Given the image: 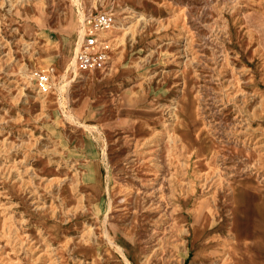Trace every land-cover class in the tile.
I'll return each mask as SVG.
<instances>
[{
	"label": "rangeland",
	"instance_id": "374dc122",
	"mask_svg": "<svg viewBox=\"0 0 264 264\" xmlns=\"http://www.w3.org/2000/svg\"><path fill=\"white\" fill-rule=\"evenodd\" d=\"M0 264H264V0H0Z\"/></svg>",
	"mask_w": 264,
	"mask_h": 264
},
{
	"label": "built area",
	"instance_id": "2783aa9c",
	"mask_svg": "<svg viewBox=\"0 0 264 264\" xmlns=\"http://www.w3.org/2000/svg\"><path fill=\"white\" fill-rule=\"evenodd\" d=\"M114 24L113 15L108 13L91 14L83 20L84 34L74 59L77 73H101L108 69L110 65L108 50L112 40H109L111 37L107 36V33L112 31ZM34 82L37 92L41 95L48 94L53 88L50 75L43 72L34 74Z\"/></svg>",
	"mask_w": 264,
	"mask_h": 264
},
{
	"label": "bare ground",
	"instance_id": "6f19581e",
	"mask_svg": "<svg viewBox=\"0 0 264 264\" xmlns=\"http://www.w3.org/2000/svg\"><path fill=\"white\" fill-rule=\"evenodd\" d=\"M79 17V16H78ZM82 17V16H81ZM80 17V18H81ZM74 27V26H73ZM72 27V28H73ZM119 30V29H118ZM114 33V32H113ZM79 35H80V28H79V30L77 31V33H76V38L79 40ZM107 36H109V37H111L112 35H111V32H109V33H107ZM108 38V37H107ZM70 39V38H69ZM119 39V38H118ZM115 40H117V39H115ZM113 42V41H112ZM44 59V58H43ZM73 68H74V66H73ZM75 70V69H74ZM87 146H88V143H87ZM86 146V147H87ZM88 148V147H87ZM89 175H90V182L91 183H93V184H95V183H97V173H96V171H95V168L92 166L90 169H89ZM137 257V256H136Z\"/></svg>",
	"mask_w": 264,
	"mask_h": 264
},
{
	"label": "crops",
	"instance_id": "0c3cea01",
	"mask_svg": "<svg viewBox=\"0 0 264 264\" xmlns=\"http://www.w3.org/2000/svg\"><path fill=\"white\" fill-rule=\"evenodd\" d=\"M80 24H81V27H80V35H79V40L77 41V44H76V49H75V53H74V57H73V61H72V63H73V66H74V59H75V54H76V52H77L78 45H79V43H80V41H81V38H82V31H83V20L80 22ZM74 68H75V66H74Z\"/></svg>",
	"mask_w": 264,
	"mask_h": 264
}]
</instances>
